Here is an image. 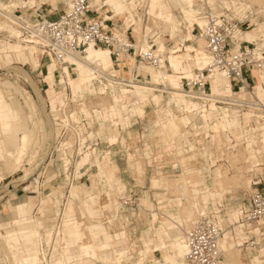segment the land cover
<instances>
[{
  "label": "rangeland",
  "instance_id": "obj_1",
  "mask_svg": "<svg viewBox=\"0 0 264 264\" xmlns=\"http://www.w3.org/2000/svg\"><path fill=\"white\" fill-rule=\"evenodd\" d=\"M69 1L70 0H6V2H9L7 5L3 3L2 0H0V5L3 4L8 6V8H18V15L23 12L27 14L28 17L33 21L37 17V14L45 13L49 9L50 5L55 7L57 3L58 10L53 11L52 13L58 14L60 11L67 9ZM153 1L155 2L157 0ZM153 1L134 0V3L131 4L133 9L124 11L123 15L119 17H115V11L111 6H105L102 12H108V14H104L109 16L113 15V17H115L113 21L118 26L117 29L123 32L129 29V34L133 35V37L136 39L138 48L147 50L154 46L158 52L160 45H164L166 50L165 53H163V56L165 58L172 56L174 51L179 50L175 57L178 56V59L184 62V67L187 68L186 71L189 69H194L195 71V68L198 66H201L202 68L205 63L203 64V62H198L197 54L199 52L205 53L206 50L205 43L202 42V44H200L199 42L201 39L198 36L200 27L198 23H191L185 17L177 0H160V5L158 6L154 5ZM182 1L188 6L185 7L186 9L184 10V13L188 15L187 12L191 11V20L196 16L199 20L200 16L198 15L206 11L215 14L226 13L229 14L234 20L239 19L246 21V23L242 25L241 28L243 36H246L248 33H257L260 35V40L264 39V0H216L213 4L206 5L204 4L203 0ZM44 2L47 3L45 6H43L44 8H41L37 11V9ZM226 2L230 3L231 8L227 7ZM233 2H236L239 7L241 5L250 6L252 13L250 10H248L244 13V16H238L235 12ZM26 3H28V8L26 7L27 9H25V6H23L26 5ZM53 3H56V5ZM130 3L131 1L128 2L127 5L130 6ZM152 5L157 8L164 7L163 11L165 13L167 11L171 13L179 21V23L175 27H171V24L168 22L166 23V15H164V20L157 19L156 15L161 13L162 10L159 8L156 11L153 9L154 7H152ZM102 6H104V0H102V4L97 7ZM132 24H134V26L128 28L129 25ZM149 31H153V34H156L155 38L159 37L156 42H148ZM15 43L16 40L14 39L11 41V43H9L7 39L0 37V93H3L7 100L14 102L17 108L23 109L24 113L29 115V111L25 107L24 101L12 92H7L4 87L1 86V83H6L7 81V83H11L14 86H19L24 92L25 97L28 98L30 104L32 105V117H34L33 121H36L40 125L41 132L37 133V136H35V139H33L31 142L32 145L30 143L28 150L22 151L27 155L24 157L21 167L13 173L6 172V180L0 182V236L2 235L6 237V240H0V264H11L10 262H12L13 257L15 259L26 260L25 264L31 263L33 258L36 256L37 246L35 234H37L39 231H53V229L56 227L57 220L60 219L56 217L57 212H60L61 216L64 217V219L62 218L63 226L67 224L65 223L66 217L64 216V213L66 211L65 205L67 202V196H69L70 191V185L67 184L68 176L75 173L79 162L85 163L86 160H89L86 158L87 153H90L91 155L90 166H93L91 172L93 179L91 178V183H86V186H88L92 192L100 198L99 202L101 206L105 205L104 207H109L112 209L118 208V211H120L122 206L117 199L118 195L115 193L121 194L122 191L126 189V186L122 183V179L125 178L122 175V171H124L127 165L125 162L126 160L123 161L120 158L121 152L123 151V143H125L127 138L134 137L139 131H142V129L150 128L153 129V135L156 139V144L158 147L160 146V148L168 150L171 147L168 144L169 140H173L172 142H175L174 145L179 147L177 153L181 156L183 170L180 175H172L166 180L156 177L153 178V176L150 174H132L131 176L133 179H136V183L128 178H126L127 181L125 182L129 183L130 188H132L133 191L137 193L138 199L137 205L132 209H127L123 215L124 221H127V226H124V224H122L119 220H117L118 222L111 221L113 222L114 226H110L106 223V219L103 217L99 218L100 221L106 224L105 227L109 233L115 234L116 232V236L119 235L117 236L119 237L117 241L119 244L115 246V251H122L125 253L124 257L127 256V248L129 247H126L125 245L128 243L129 239H125L124 235L121 236L120 234L127 231L128 238L129 236L131 237L135 247L134 253H132L134 258L131 260L127 259V261L125 260V264H186L185 260L181 261L177 254L178 241L181 239L180 230L186 234V232L190 229V226H193V224L188 226L189 229L186 230L184 223L193 222L194 217H198L199 219L202 205L206 206L205 210L207 211V216L213 217L217 221H221L223 226H226V238L231 240L230 247L235 253V261L237 264H264V226H261V232L259 229H257L259 228V225L255 224L249 230L243 229L242 233L241 230L238 229L240 225L236 223L240 217L241 207L242 209L249 207L250 195L256 188L251 186L253 178L257 179V181L263 179V182L258 187V189H264V165L253 169V166L257 163H264V150L261 149V146L256 140H254L250 142V144L253 145V153L250 155L247 153V150L244 148V146L240 147L239 152L227 153L224 151L221 155L222 162L220 165L209 171H206V173H210V178H208V175L202 170L195 171L194 169L189 168V159L183 154L184 151H182V143L183 140L187 139L186 133L188 130L187 127L189 126L188 123L192 122L200 124L202 122L196 116H187L185 113V106H187V104H185L183 101V97L174 96V99L173 94L175 92L181 93V90H179L178 87L180 86V80L175 78L184 76V74L173 75V71L170 67L168 59H166V69L164 71L169 73L171 77L166 75V78L164 79L162 78L164 74L161 77L157 73L159 70L158 67H152L147 63L138 62L136 65H133V69H135V72H133V78L130 74L132 72L129 73V67L122 70L124 65H121L120 67L115 66V69L119 71L118 76H121L127 80L132 79V82L135 84L133 85V88L124 87V89H122L120 87L109 85V83H105L104 81L103 84H100V82L97 83V81L94 82L93 74L90 73L89 76L86 74L89 77L87 89L81 90V92L75 94L74 91L76 85L82 86V84L79 83L78 79H70L66 74L63 76L64 80L67 81L71 88L68 85L67 87L61 86L62 90L60 94V100L57 103H59L61 106H64L67 99L68 101L80 103L78 105V113L79 115H84L86 118L91 119L95 123L92 135L99 141V145L95 147L96 152H84V154L81 155L75 154L73 162H71L69 159L70 157H63L61 154H58V156L54 154V156L51 157L50 153H48V151H51L53 149L52 147L55 146L57 139L56 134L52 132L54 130L48 116L51 106L50 102L54 99L50 98L49 100L47 95L49 85L44 81L43 77L39 75L37 71H34L30 65L18 63L17 60L10 57L12 53H9V47ZM23 45H25V43H23ZM188 46L189 48L186 50V47ZM243 46L247 45L243 44ZM257 47L259 48L260 45ZM105 51L110 53L108 49L103 48L99 51L102 57H104ZM160 51L162 52L163 49L160 48ZM6 55H10L8 59H10V62L12 63L9 62L7 64L6 59L4 58ZM40 59L43 68L47 63L50 62L47 59L42 58L41 55ZM111 63V58L108 57V62L102 65H100L99 62H95V65L98 66V69L101 73L113 76L115 74V70ZM162 63L164 64V60ZM125 65L129 66L127 63ZM174 69L178 70V66H176ZM261 69L264 71V68ZM24 70L32 72V75L34 76L36 84L40 89L41 95L44 99V105L37 96L33 86L30 84V82H28L26 75L24 74ZM120 70L122 71L120 72ZM152 71L154 72V75L151 74ZM56 78V85H58V82L61 81L62 78V69L60 66L59 71L56 73ZM170 79L171 84L174 87L169 85ZM257 80L258 79H252V84L257 85ZM137 85L149 87L152 90L146 91L137 89L135 87ZM171 87L174 89H171ZM56 89H58V87H56ZM160 90H165L170 92V94L157 92ZM258 96L262 97L259 93ZM112 97H115L116 99L112 100ZM115 100H121L122 104L118 105L117 102H114ZM171 100L172 105L169 107L167 102H170ZM139 101H142V106H140V104H136ZM56 104L55 106H52L53 110L57 108ZM140 107L143 108V110L145 109L146 116L143 118L138 115L139 113H142V109H137ZM194 107L198 108L199 106L196 105ZM190 109L192 108L187 107V111ZM107 110L114 112L111 113ZM171 112L174 113L176 117L182 119L185 126L179 129L181 132L178 131L174 138L167 140L168 142H160L159 140L165 137V133L162 131L161 125H163V122L167 121ZM120 115H122V118ZM73 118L78 119V116L73 115ZM29 120L32 121L31 118H29ZM156 121L158 122L155 123ZM28 124L31 125V123ZM221 125L222 123H219L221 129L218 126L219 129L215 128L216 131L223 130L224 127ZM113 135L118 138L119 142L113 144L114 146L112 145V147H110L111 142H109V137ZM52 138H54V140H52ZM222 141L223 142L220 143L218 139L216 141L213 140L212 142L216 143L218 147H224L228 145L224 137ZM35 143H37V145ZM21 146L22 143L20 142V148ZM106 152L111 153H109V157L108 155H105ZM207 155L208 153L206 156ZM210 156L212 158V154H210ZM221 156L217 157V159L214 156L213 159H211L212 165L215 166ZM103 157H105V159ZM236 157H240V162L237 163L239 160H235ZM106 158H110V160L108 161ZM64 160L70 161L69 169L65 173L62 169H60ZM114 161L118 164L119 170L118 166L114 165ZM96 162L104 163L105 170L101 172V168L99 165H97L98 163L96 164ZM109 162H112V164ZM4 163L5 161L2 160L1 166ZM132 166L133 165H130V167ZM228 166L230 167L228 168ZM218 169L228 172L227 176L230 178L237 177V179H240V183L242 185L235 187L234 179L236 178H233L232 180L228 177L224 179V181H226L225 183L224 181L219 183L216 179V173ZM100 173L107 174L108 178L106 179L112 181L113 184L110 183L108 186L105 184H100L98 179L94 178ZM72 177L73 176L69 178L71 179ZM75 177H79V175H75ZM183 177H185V179ZM114 178H116V180ZM151 179L152 182L156 181L154 182V187H151ZM1 180L2 179H0V181ZM175 180H180L178 184H181L182 180L184 184L185 180L186 185L184 184V186H187V192L188 189L191 191V195L189 193L186 194V199H182V191L180 192V189L178 190L179 186H177V183L175 188L171 190L172 192L167 188V183H169V181ZM83 182L84 181L75 183V185L83 184ZM55 190H58L59 192ZM52 192L53 196L51 198L46 197ZM74 194H76V196H74ZM112 194H115L116 197H113ZM70 195V201H72L73 205V210L71 212V219L73 222H79L83 225L84 229L90 223L92 224L89 226H93L94 224L98 225L97 223H94L97 221V217L94 219L89 218L88 215H82V211L85 208V206H83L85 195L81 193L80 196H78V192L75 188L72 189ZM78 198L79 200L73 201V199ZM23 200L32 201L35 203V208L32 212V215L35 218L31 220L26 219L24 222H19L14 225H8L6 224V221H2L8 217H12V214L7 210L9 205L16 204L17 202ZM41 200H43V202L41 211L39 212ZM147 210H156L159 212H154L153 214H158L155 216V218H152L151 213ZM153 219L155 220L154 224H152ZM23 228H26V230L21 231ZM7 231L12 232L7 233ZM86 234L87 236L83 243L81 242L75 245H69L66 242L62 244L53 238L50 240L49 246L47 245L45 248L47 258L50 260L55 247L56 250L60 252L58 255V260H61V264H70L72 261H76L79 258L82 259L83 257L80 256V247L84 243L91 242L89 234L87 232ZM8 235L11 237L9 238ZM114 240L115 239L113 238L110 240L111 244H109V246L111 248H114ZM5 241L12 242L14 244V249H11L12 252H10L11 250L9 245ZM118 245L125 247H123V250H120L117 248ZM109 246L105 247L104 250L98 251L96 256H91L94 260L91 259L89 264H107L105 262L107 261L106 258L108 252H112H106ZM8 254H10L9 258ZM70 255L74 256V258L71 260L69 259ZM225 261L226 256H224V260L222 262ZM80 264H85V262L81 261Z\"/></svg>",
  "mask_w": 264,
  "mask_h": 264
},
{
  "label": "built area",
  "instance_id": "obj_2",
  "mask_svg": "<svg viewBox=\"0 0 264 264\" xmlns=\"http://www.w3.org/2000/svg\"><path fill=\"white\" fill-rule=\"evenodd\" d=\"M2 1L7 5L9 4L6 0ZM46 4L45 2L42 3L37 11ZM50 7L51 11L37 14L33 21L23 12L18 15V8L0 7V22L12 23L15 21L18 39L25 44L36 46L42 58L50 62L55 59L61 69L62 62L68 56L82 57L91 46L110 50L115 70V74L111 77L123 84L132 81V79L127 80L118 76L119 71L115 69V66L124 65L122 69L128 68L129 66L125 64L130 58L155 68L160 67L161 59L157 49L152 46L145 52L138 51L136 48L137 41L129 37V29L125 32L117 29L118 26L113 21V15H111L109 25L107 27L103 25L104 13L108 14V12H102L105 6L92 7L90 0H72V5L63 10L56 20H52L50 16L51 12L58 10V3L55 7L52 5ZM203 13L206 24L204 27L198 26V36L205 42L206 50L211 56V63L203 70L196 69L194 77L191 79L183 78L182 90L187 94H200L210 104L209 96L212 94V89L209 78L215 71H221L230 80L234 96L227 98L226 102L217 101L216 104L218 107L237 109L242 118L241 140L237 141L231 135V146H224L223 150L212 142L211 136L215 135L214 131L208 132L203 129V124L199 123H196L194 128L187 127V139L183 140L182 143L183 154L189 159V168L195 169V171L202 170L206 173V171L220 165L222 151L235 153L241 146H245L246 142L243 136L246 133L249 132V135L254 136L264 132V99L258 97L256 85H249L246 79V75L252 73L254 69L263 68L264 48L258 49L257 45L237 38L246 21L234 20L226 13L215 14L207 11ZM0 37H4L8 41L13 40L7 31L1 32ZM243 44L247 46H243ZM160 55L162 56V54ZM133 72L135 69L130 68L129 73L132 78ZM103 81L108 83L106 79ZM242 93H244L243 96H241ZM65 102L64 106L58 105L55 110L50 106L49 120L57 137L50 156L61 154L63 157H70L69 159L73 162L75 154L81 155L84 152L94 151L95 147L99 145V141L92 135L95 123L84 115H79L78 105L80 103L68 101V99ZM73 115H77L78 119H74ZM155 142L153 129L150 128L142 129L134 137L127 138L123 143L120 158L123 161L126 160L127 165L123 171L126 189L118 195V200L123 207L117 217H115L114 208H106L104 205L101 209V217L106 219V223L110 226H114L110 220L116 222L122 220L127 209H132L137 205V193L130 188L129 183L125 182L127 181L126 178L136 183V179L131 176L132 174H150L154 177L159 174L172 176L182 173L183 163L177 153L179 147L172 145L167 150L158 147ZM205 150H208L207 156L203 154L206 152ZM212 152L219 153L221 156L215 166L211 162L210 154ZM130 165L133 166L130 167ZM89 167L90 169L81 177H75V173L68 176L70 187L81 181H84L83 184L85 185L91 183V177L87 174H91L93 166ZM206 174L210 178V173L207 172ZM71 176L73 177L70 179ZM262 182L263 179L257 181L255 178L251 182V186L256 188L250 195L249 207H245L241 211L240 218L236 222L238 225H242L243 229L249 230L253 225L258 224L259 228L257 229L261 232V226H264V189H258ZM61 223L62 219L58 221L54 229L55 239L60 237ZM226 229V226L222 227L213 217H201L186 232L189 248L186 258L187 264H221L224 260V253L220 243L225 236ZM49 244L43 239L41 249L45 250ZM125 246L129 248H127V256L122 259V264L126 263L125 260L134 258L132 253H134L135 247L130 236Z\"/></svg>",
  "mask_w": 264,
  "mask_h": 264
},
{
  "label": "crops",
  "instance_id": "obj_3",
  "mask_svg": "<svg viewBox=\"0 0 264 264\" xmlns=\"http://www.w3.org/2000/svg\"><path fill=\"white\" fill-rule=\"evenodd\" d=\"M71 1L72 0L69 1L68 5L71 3ZM130 1H131L130 6H128L127 3ZM177 1H178V4L182 8V13L185 15V17L191 23L196 22V23H198V25L200 27H204V25L206 24V20H205L203 14L198 15V16H200L199 20H198L197 16L193 17V19L191 20V18H192L191 17V11L187 12L188 15H186L184 13V10L186 9L185 7H188L187 4L184 3L182 0H177ZM215 1L216 0H203L205 5L206 4H213ZM133 3H134V0H113L112 3H107V0H104V6H107V7L111 6L113 8V10L115 11V17L116 16H118V17L122 16L124 11H129L130 9H133V6L131 5ZM153 3H154V5L158 6V5H160V0H157L155 2L153 1ZM226 3H227V7L231 8L230 3L229 2H226ZM26 4L28 5V3H26ZM53 4L56 5V3H53ZM101 4H102V0H90V5L92 7H97V6H100ZM233 4H234L235 12L237 13L238 16H244V13L246 11H248V10L251 11L250 6H242L241 5L239 7L236 4V2H233ZM152 7H154V6L152 5ZM42 8H44V7H42ZM159 8L160 7H158V8L154 7L153 9H155L157 11V9H159ZM160 9L162 11H161V13L158 12L159 14L156 15L157 19L164 20V15H166L167 16L166 17V19H167L166 23L168 22L169 24H171V27L172 26L175 27L179 23V21L171 13H169L168 11L165 13L163 11L164 7L160 8ZM261 9H262V6H261ZM48 11H51V7H49V9L46 12H48ZM61 12L62 11H60L58 14H55V13L53 14L51 12L50 18L52 20L58 19ZM251 13H252V11H251ZM104 16H105V20L103 21V25L107 27L109 25V21L111 19V16H109L107 14H104ZM258 25H259V23H258ZM133 26H134V24L129 25L128 28H131ZM172 31H174V30H172ZM251 33H253V32H251ZM253 34H255V36H253V37L249 36V33L246 36H243L242 32H240L237 38L241 41L249 42V43H252V44L257 45V46L260 45L259 48H264V39L260 40L259 34H257V33H253ZM129 37L131 39H133L134 41H136V39L133 37V35H129ZM158 39H159V37L157 38V40ZM258 40H260V41H258ZM199 42H200V44H202L201 41H199ZM160 48L163 49L162 52L160 51ZM160 48H159V51L157 53L159 55L162 54V56L161 55L160 56L164 57L163 53H165L166 48L164 45H162V46L160 45ZM188 48H189V46L186 47V50ZM91 49L100 51V49H97V48H91ZM178 52H179V50L174 51L172 56L167 57V58L164 57L163 58L164 67H161V66L158 67L159 70L157 73L159 74V71H161L162 76H163V74H164V76L162 77L160 74L159 75L163 79L166 78V75L168 77H171V75L169 73L164 71L166 69V59H168L170 67L173 71V75L184 74V76H180L178 78H175V79L180 80V86H178V87H179V90H181L183 77L188 78L191 75H193L194 69L193 70L189 69L188 71H186L187 68L184 67V64H183L184 62L180 61L178 59V56L175 57V55ZM9 53H12L11 56L10 55L4 56L7 64L10 62V59H8L10 56L12 59L17 60L18 63L24 64V65H30L34 71H37L38 74L43 77L44 81L47 82V84L49 85V89L47 90V95L49 97V100H50V98L54 99V100H51V102H50L51 106H55V104L57 102H59V100H60V94H61V90H62L61 86L67 87V85H68L65 83L63 76L61 78V81L58 82L61 85H59V84H58L59 86L56 85V82H57L56 73L59 71V69H57L58 67L53 66L51 64V62H49L43 68L42 63H41V59H40V55L38 54L37 56H34L30 49L23 47V46H18V45L14 44V45L9 47ZM200 53L201 52H199L197 54V57L200 56ZM205 54H206V51H205ZM206 56H207V54H206ZM110 57H111V55H110ZM197 60H198V58H197ZM111 61H112L111 65L114 67V62H113L112 58H111ZM198 62H203V64L205 63L204 61H201V60L200 61L198 60ZM10 63H12V62H10ZM134 65H136V62ZM173 65H175V66H173ZM129 66H133V65H129ZM176 66H178V70L174 69ZM197 68L200 69L201 66H198L195 69H197ZM263 68H264V65H263ZM122 70H120V72ZM30 73L32 74V72H30ZM251 78L252 79H258L257 80L258 83L256 85V93H257V95L259 93L260 96H262V97L258 96L259 98L264 99V81H263L264 80V71H263V69L254 70L252 73L246 75L247 83L249 85L253 86L254 84H252L253 82H252ZM171 79H173V78H171ZM171 79L169 80L170 81L169 85L173 86L171 84ZM212 83H214V82H210L211 88L213 91ZM56 87H58V89H56ZM173 87H171V89H174ZM122 89H124V88H122ZM214 91L217 92V90H215V87H214ZM222 95H227V96H231V97L234 96V91L231 89V82L229 80H228V85L221 88L219 90V93L216 96H222ZM243 95L244 94H241V96H243ZM113 99H116V98L112 97V100ZM183 101L186 104V101L185 100H183ZM54 102H56V103L54 105H52V103H54ZM114 102H117L118 105L122 104L121 100H115ZM141 103H142V101H139L136 104L137 105L140 104V106H142ZM58 105H59V103L56 104V106H58ZM213 106H214V108H212V107L211 108L216 110L217 109L216 105H213ZM137 109H142V113L138 114L140 117L143 118L146 116L145 109L143 110V108H141V107L137 108ZM107 111L111 112V113L114 112L111 110H107ZM226 115H228L229 119L232 122V125L228 124L227 129L233 128L235 125L236 126L239 125V119L238 118L231 119L230 115L226 112H225L224 118L226 117ZM120 117L122 118V115H120ZM158 121H156L155 123H157ZM28 123H30V120H29L28 115H26L24 113V110L21 108H17L16 104L14 102L7 100L6 96L3 93H0V178L3 177V179L0 182L6 180V175H5L6 172L13 173V172L17 171L21 167V164L24 161V157L27 155V154L22 152V150L20 148V141L19 140H20V137H22L25 133H29L31 131V125ZM161 128H162V125H161ZM109 142H111V146H112L113 144L119 142V140L115 135H113V136L109 137ZM250 147H251V149H253L252 144H249L247 149H249ZM94 152H96V150H94ZM109 153L110 152H106L105 155H107ZM89 155H90V153L86 154V158H88L89 160H86L85 163L79 162V164L77 165V168L75 170V175H79V177H81L82 175L86 174V172L90 169L89 166H90V161H91V155L90 156ZM246 157H247V155H246ZM2 160H4L5 163L2 164V166H1ZM97 163L98 162H96V164ZM115 164L118 166V164L116 162H115ZM69 165H70V161L64 160L60 169H62L65 173L69 169ZM97 165H99V167L101 168V172L104 171V163H98ZM118 170H119V166H118ZM122 175H123V173H122ZM87 176H90L91 178L93 177L90 173L87 174ZM94 178L98 179V182H100V184H105L106 186L110 185V183L113 184L112 181L107 180L106 177L102 173L96 175ZM154 182H156V181H154ZM154 182H152V179H151V187H154ZM122 183L124 184L123 179H122ZM74 188L77 190L78 196H80L81 193L85 195V198H84L85 200L83 201V204H84L83 206H85V208L82 211V215L83 216L88 215L89 218H94V219L97 217V221L94 223H97L98 225L94 224L93 226H89L90 224H92V223H90L84 229L82 224H80L79 222L75 223L71 219V212L73 210V205H72V201H70V198H71L70 193L72 192V189H74ZM167 188L169 189L168 183H167ZM55 191H58V190H55ZM55 191H53V192H55ZM53 192L46 197L51 198L53 196ZM74 196H76V194H74ZM76 200H79V198L73 199V201H76ZM66 201H67L66 202V211L64 213V216L66 217L65 223H67V224L64 225V230L62 233L63 237L61 238V240L66 242L69 245H75V244H79L81 242L83 243L84 239L87 236L86 232L89 234L90 240H91V242L84 243L80 247V250H81L80 256L83 258L82 259L79 258L76 261H72V263H70V264H78V261H79V264L81 261L85 262V264H89L90 260L93 259V257H91V256H96L98 251L104 250L105 247L109 246V244H111L110 240L112 238L115 239L113 241L114 248H111L109 246V248L106 250V252H108V251H112V252H108V255L106 258L107 261L105 263H107V264H122V259L124 258L125 253H123L122 251L121 252L115 251V246H117V244H119L117 242L119 239V237H117V236H119V235L116 236V232H115V234L109 233L105 227L106 224L103 223L102 221H100V219H99L101 217V209H102V206L100 205V202H99L100 198L98 196H96L95 193H93L92 190L88 186H86L85 184H80V185L73 184L70 187L69 196H67ZM42 202H43V200H41L39 212L41 211V208H42ZM34 208H35V203H33L32 201H27V200L17 202L16 204H10L8 206L7 210H8V212H10L12 214V217H8L2 221H6V224H8V225H10V224L14 225V224L19 223V222H24L26 219H29V220L34 219L35 217L32 215ZM241 210H243L242 207H241ZM147 211L151 212L152 218H155V216H157V214H158L157 213L155 215V214H153L154 212H159L156 210H147ZM115 212H116V210H115ZM60 216H61V213L57 212L56 217L59 218ZM115 217H117V216H115ZM8 221H10V222H8ZM119 221L122 224H124V226H127L126 220L124 221V219H122V220L120 219ZM154 222H155V220L153 219L152 224H154ZM110 223H111V220H110ZM238 229H240L241 232L243 233V227L242 226L238 227ZM24 230H26V228L21 229V231H24ZM8 232H12V231H7V233ZM16 233H18V232H16ZM120 235L121 236L124 235V238L128 240L127 231L121 233ZM8 237L10 238L11 236L8 235ZM225 237H227V235ZM123 247H125V246L118 245L117 248L120 250L121 249L123 250ZM186 249H187V247H186ZM80 256H78V257H80ZM73 258H74V256L70 255L69 259L71 260ZM224 264H228V263H226V261H225ZM252 264H254V263H252Z\"/></svg>",
  "mask_w": 264,
  "mask_h": 264
},
{
  "label": "bare ground",
  "instance_id": "obj_4",
  "mask_svg": "<svg viewBox=\"0 0 264 264\" xmlns=\"http://www.w3.org/2000/svg\"><path fill=\"white\" fill-rule=\"evenodd\" d=\"M112 2H113V0H107V3H112ZM71 5H72V1H71V3L68 6H71ZM23 6H25L24 7L25 9H27L26 8L27 7V4L26 5H23ZM0 7H6L7 8L8 6H5V5L3 6V4H1ZM202 14H204V13L202 12ZM3 30H5L7 32H10V34H12L11 37L14 40H16L15 45L23 46V47H26V48L30 49L31 52H32V54L34 56H37L39 54V50H38V48L36 46H34L32 44H25V45H23V41H21L20 39H18V31L16 30V23H15V21L12 22V23H9L8 21L0 22V32L3 31ZM238 35H237V37H238ZM155 36H156V34H153V31H149V39H148V42H151V41L152 42H156L157 41V38H155ZM249 36H252L253 37L255 35L254 34H249ZM200 41L203 42V43H205L203 40H200ZM9 42L11 43V41H9ZM91 48H97V47L91 46L90 48H88L86 54L84 56H82V57L81 56H68L62 62V64H61V67H62V76H64L66 74V75H68V77L70 79H73V78L74 79H78L79 80V83L82 84V86L76 85L75 91H74L75 94H77L78 92H81V90H86L87 89L88 82H89V77L88 76L90 75V73L93 74V80H94V82L97 81V82H100V84H103L104 83L103 82V79H106L108 81L109 85H113V86L120 87V88H124V87L133 88V85H135V84L132 81L131 82H126V83L123 84L122 82H119L117 80H114L111 77L112 75L101 73L99 71V69H98V66L95 65V62H99L100 65L108 62V57H110L111 53L109 54L108 52L105 51V55H104V57H102L100 55V52L99 51L94 50V49H91ZM136 48H137L138 51L142 50L143 52H145V51L148 50V49L147 50H144L142 48L140 49L137 46H136ZM258 49H260V48H258ZM205 50H206V45H205ZM207 53L208 52H206V54ZM206 54L204 52H201L200 56L197 57L198 60L200 59V60H202V61L205 62V64L203 65L202 68H200V70H203L204 68L208 67L209 64L211 63V56H210V54L208 53L207 56H206ZM159 57L161 59V65L160 66L161 67H164V64L162 63L163 57H161L160 55H159ZM110 58H112V57H110ZM135 62L138 63L137 61H135L134 58H130L128 60L127 64L128 65H134ZM51 64L53 66H57L58 67L57 69H59V64L56 62L55 59H52ZM173 66H175V65H173ZM129 67L131 69L134 68L133 66H129ZM24 74L26 75V78H27L28 82H30V84L33 86L34 90L36 91L37 96L39 97L40 101L43 102V105H44V99H43V97L41 95L40 89L38 88L34 77L32 76V74L29 71H26V70H24ZM151 74L154 75V72L152 71ZM159 74L162 76V72L161 71H159ZM192 77H194V72H193V75H191L190 77H188V79H191ZM183 78H185V77H183ZM228 80L229 79H228L227 75L225 73L221 72V71H215L210 76L209 81L210 82H214V83H212V87H213L212 94L209 96V99H210V102H211L210 104H208L206 102V100L204 99V97L202 95H200V94H187L182 89H181V93H179V92L178 93H176V92L174 93L173 92L174 93L173 94V97L174 96L183 97V99L186 101V104H187V106L184 105L186 107L185 113L187 114V116H189V117H191V116L195 117L196 116L202 122L200 124H203V126H202L203 129L207 130L208 132L209 131H214L215 132V135H212L211 136V137H213L212 138V141L213 140L216 141V140L219 139V141L221 143V142H223L222 140H223V137H224L226 139L227 143H228L227 146H231V140H232L231 135H233L236 138L237 141L238 140H241V137H242V135H241L242 134V131H241L242 130V118H241L239 112L237 111V109L226 108V107H218L217 104H216L217 101H225L227 98H230L231 97V96H227V95L216 96L219 93V90L221 88H223L224 86L228 85ZM65 83L68 84L67 81H65ZM1 86H3L4 89L7 92H12L13 94L19 96L24 101L25 107L29 111L28 117L32 119V121H30V123H31V131L29 133H25L22 137H20V140H19L22 143L21 150L22 151H26V150H28V147L30 146V143L32 142V140L35 139V136H37V133L41 132L40 125L36 121H33V118L34 117H32L33 116V108H32V105L30 104L28 98L25 97V94L21 90V88L19 86H14L11 83H7V81H6V83H1ZM135 87L137 89L146 90V91L152 90L151 88L145 87V86H138L137 85ZM214 87H215V90H217V92L214 91ZM157 92L169 93L170 94V92H167L165 90H160V91H157ZM174 99H175V97H174ZM55 103L56 102L52 103V105H54ZM167 105L169 107H171L172 100L170 102H168ZM196 105H198L199 107L198 108L194 107ZM213 105H216V107H217L216 110L215 109H212V108H214ZM187 107H191L192 109H190L189 111H187ZM43 108H44V106H43ZM43 112H44V110H43ZM45 112H46V110H45ZM225 112L230 115V118L231 119L238 118L239 119V125L234 126L233 128L227 129L228 128V124L232 125V122L229 119L228 115H226V117L224 118ZM48 116H49V114H48ZM244 117L247 118L246 116H244ZM219 123H222V125H223L224 128L222 127L223 130H220V131L217 130L216 131L215 128H218ZM194 124H196V123H192V122L188 123V125L191 126V127H193V128L195 126ZM183 126H185L183 120L180 119L179 117H176L174 115V113L171 112L169 114V117H168L167 121L163 122V125H162V131L165 133V137L163 139L159 140V141L160 142H165V141L168 142L167 140L174 138L176 136V134L178 133L179 129L181 127H183ZM219 128H220V126H219ZM52 132L55 133V131H52ZM179 132H181V130ZM53 135H55V134H53ZM243 137H245V142H246V145L244 146V148L247 149L248 146H249V144H250V142L256 140L257 143L261 146V149L264 150V132L262 134H260V135H254V136L253 135H249V132H248ZM52 140H54V138H52ZM155 141H156V139H155ZM172 141L173 140H169V143H168L169 146H172V145L175 144V142H172ZM160 142H159V144H160ZM35 144L37 145V143H35ZM155 144H156V142H155ZM214 144H215V146H217L216 143H214ZM31 145H32V143H31ZM218 148H222V150H223V147H218ZM239 150L240 149H238L237 152H239ZM207 152H208V150L205 153H203V154H207ZM223 152L224 151H222V153ZM48 153H51V151H48ZM247 153L249 155L253 153V150L251 149V147L249 149H247ZM110 154H107L108 157H109ZM211 154H212V158L211 159H213L214 156L216 157V159H217V157L220 156L219 153L216 154V153L212 152ZM241 155H240V157H241ZM204 156H206V155H204ZM240 157H238V158L236 157L235 160H239V161H237V163L240 162V159H239ZM103 158L105 159V157H103ZM106 159H108V158H106ZM109 160H110V158L108 159V161ZM233 162H234V159H233ZM109 163L112 164V162H109ZM114 165H116V164H114ZM261 165H264V163L263 164L257 163L256 165L253 166V169L254 168H257V167H260ZM109 166H110V164H109ZM112 167H114V166H112ZM115 169H116V167H115ZM105 172H107V171H105ZM227 173L228 172H225V171H223L221 169H218V171L216 173V179H217V181L219 183H222V181H224L225 178H227V177L230 178L229 176H227L228 175ZM103 175L106 178H108L107 174L103 173ZM112 177H113V175H112ZM155 177L156 178H159V179H165L166 180L170 176L165 175V174H159V175H157ZM183 178L185 179V177H183ZM233 178H236V179H234V186L235 187H239V186L242 185L240 183V179H237V177H233ZM233 178H230V179L233 180ZM0 179H3V178H0ZM114 179L116 180V178H114ZM178 182H180V180L169 181L168 186H169V189L171 191L173 188H175L176 183H177V186H179L178 187V190L180 189V192L182 191V194L181 195L183 196L182 199L184 200V199H186L185 197H187L186 196L187 193H189L191 195V191L188 189V192H187V186L186 187L184 186V184L186 183L185 180H184V184H183V180L181 181V184L180 183L178 184ZM225 182L226 181H224V183ZM120 187H123V186H120ZM115 194L119 195L118 193H115ZM115 194L114 195L112 194L113 197L114 196L116 197ZM177 195H179V194H177ZM181 195H179V196H181ZM117 199H118V197H117ZM121 206H122V204H121ZM205 207H206L205 205L204 206L202 205L201 211H200V214H199L200 215L199 219L201 217H207V215H206L207 214V211L205 210ZM115 210H116V216H117V214L119 213L118 208H116ZM241 211H240V214H241ZM59 218L60 219H62V218L64 219V217H62V216H60ZM196 218L198 219V217H196ZM196 218L194 217L193 222H191V223H184V226H186L185 227L186 230L189 229L188 226H190L192 224L194 225L199 220V219L197 220ZM59 220H57V223H58ZM216 222L218 224H220L222 227H224L223 224H222V222L217 221V220H216ZM57 223H56V226H57ZM240 226H242V225H240ZM61 227H62V229H60V234H59L60 237H58L56 240H57V242L64 244L65 242L61 240V238L63 237L62 233H63V230H64L63 220H62V223H61ZM191 227L192 226H190V228ZM54 229H53V231H50V232H45V231H39L38 230L39 232L37 234H35V237H36V246H37V248H36V256L33 258V261L31 263H26V264H61V260H58V255H59L60 252H58L55 247H54V251H53V253H52L51 257H50V260L47 258V255L45 253V250L44 249H41V242H42L43 239L47 243H49L50 240H52L53 238H55V236H54ZM1 236H0V240L1 239L2 240L3 239L6 240V237H4V236L1 237ZM180 236H181V239L178 241V253L177 254H178L180 260L181 261H184L185 260V263L187 264L186 258H187V255H188L189 248H188V244H187V241H186V234H184V232H182L180 230ZM225 236H226V230H225ZM225 236L222 238L221 243H220L221 249H222L223 253L225 254L224 256H226V263H228V264H235L236 263V261H235L236 257H235L234 251L230 247L231 240L229 238H226ZM5 242L9 245L10 250L11 249L12 250L14 249V244L12 242H8V241H5ZM186 247H187V249H186ZM12 250L10 252H12ZM9 255L10 254H8V258H9ZM25 261L26 260L15 259L13 257L12 262H10V261L9 262L11 264H25ZM221 264H224V262H222Z\"/></svg>",
  "mask_w": 264,
  "mask_h": 264
}]
</instances>
